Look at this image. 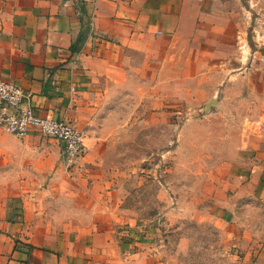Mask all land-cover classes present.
Instances as JSON below:
<instances>
[{"label": "crops", "instance_id": "crops-1", "mask_svg": "<svg viewBox=\"0 0 264 264\" xmlns=\"http://www.w3.org/2000/svg\"><path fill=\"white\" fill-rule=\"evenodd\" d=\"M87 27L80 52L71 54ZM243 40L238 9L219 11L215 0H0V77L20 87L40 117L87 134L120 92H155L160 104L162 92L214 67L235 79L242 68L232 61L243 63ZM219 155L185 168L196 186L207 185L203 219L236 238V264H264V137L223 140ZM14 197L0 196V264L157 263L129 219L128 227L83 226L36 245L23 236L26 213L6 221Z\"/></svg>", "mask_w": 264, "mask_h": 264}, {"label": "rangeland", "instance_id": "rangeland-1", "mask_svg": "<svg viewBox=\"0 0 264 264\" xmlns=\"http://www.w3.org/2000/svg\"><path fill=\"white\" fill-rule=\"evenodd\" d=\"M215 1L219 11L238 9L244 24L235 79L214 67L162 92L160 104L155 92H120L82 131L86 151L73 163L51 138L4 132L0 196H15V220L27 214L25 239L40 245L78 227H128L129 219L156 264H236V238L203 219L207 185L196 186L185 168L218 161L223 140L264 137V0ZM210 100L217 104L205 112Z\"/></svg>", "mask_w": 264, "mask_h": 264}, {"label": "built area", "instance_id": "built-area-1", "mask_svg": "<svg viewBox=\"0 0 264 264\" xmlns=\"http://www.w3.org/2000/svg\"><path fill=\"white\" fill-rule=\"evenodd\" d=\"M26 99L20 87L0 77V129L21 139L38 133L57 141L69 162L81 159L86 151L82 131L64 121L40 117Z\"/></svg>", "mask_w": 264, "mask_h": 264}, {"label": "trees", "instance_id": "trees-1", "mask_svg": "<svg viewBox=\"0 0 264 264\" xmlns=\"http://www.w3.org/2000/svg\"><path fill=\"white\" fill-rule=\"evenodd\" d=\"M88 35V27L83 29L75 41L71 44L69 51L71 54L79 53L85 40ZM14 202V199L7 200L6 203V221L11 222L12 218H14L16 215L20 213L19 210H16V208L11 206V203Z\"/></svg>", "mask_w": 264, "mask_h": 264}, {"label": "water", "instance_id": "water-1", "mask_svg": "<svg viewBox=\"0 0 264 264\" xmlns=\"http://www.w3.org/2000/svg\"><path fill=\"white\" fill-rule=\"evenodd\" d=\"M217 104L216 100H210L209 102L205 103L204 111L208 112L212 107H215Z\"/></svg>", "mask_w": 264, "mask_h": 264}]
</instances>
